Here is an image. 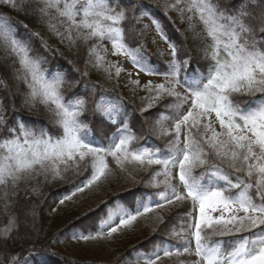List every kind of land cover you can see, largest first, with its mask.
Returning <instances> with one entry per match:
<instances>
[{
    "label": "snow or ice",
    "instance_id": "6c2138e0",
    "mask_svg": "<svg viewBox=\"0 0 264 264\" xmlns=\"http://www.w3.org/2000/svg\"><path fill=\"white\" fill-rule=\"evenodd\" d=\"M4 8L31 17L70 53H83L86 63L100 47L128 59L132 90L148 94L141 111L151 116L171 110V128L159 133L166 148L140 144L141 136L117 118L122 104L97 103L85 115L89 101L69 94L73 80L43 68L48 52L57 50ZM170 12L187 24L191 41L169 35L160 18ZM148 31L165 43V53L148 51ZM192 42L199 48L196 58ZM159 55L166 59L157 62ZM101 60L93 66L101 68ZM109 67L117 78L126 71L118 63ZM142 75L161 79L141 84ZM0 90V213L7 222L0 243L14 238L22 218H35L36 204L28 198L39 195L33 181L87 172L60 198L64 205L113 170L129 174L131 166L148 173V187H159L162 175L165 195L146 202L151 193L140 191L138 200L104 203L93 223L72 237L107 240L151 215L172 239L148 241L144 264L165 257H175L174 264H264V0H0ZM16 97L28 107H51L55 136L10 118ZM5 262L20 264V257Z\"/></svg>",
    "mask_w": 264,
    "mask_h": 264
},
{
    "label": "trees",
    "instance_id": "16d2710c",
    "mask_svg": "<svg viewBox=\"0 0 264 264\" xmlns=\"http://www.w3.org/2000/svg\"><path fill=\"white\" fill-rule=\"evenodd\" d=\"M146 2L151 5H162L165 0H146ZM2 12L9 13V9L4 8ZM9 14L14 19L29 24L33 31L40 32L43 40L57 50L48 52V62L43 65V68L47 72L67 74V77L73 80L75 87L70 90L69 94H80L82 98L89 101V112L85 115H90L92 106L97 103L101 104L103 108H106L107 104H122L123 108L117 118L123 119L127 127L135 130L137 135L141 136L139 143L159 145L162 150L166 148L167 138L159 135L162 130L160 121L168 118L171 115V110L164 109L157 115H148V113L141 111L142 98L148 94L140 97L138 93L130 90L124 95L120 92L118 86L114 85V82L112 84L113 79L111 81L108 74L98 72L93 64L97 62V57H103L101 52L103 47L98 48L96 56H93L86 63L83 53L80 55L70 53L65 46L59 44L51 36L45 27L34 22L31 17L18 15L16 12ZM145 20L143 23L147 25ZM160 20L162 24L167 25V31L173 39L192 40L193 34L191 32L185 34L184 30L187 25L184 29H179L173 23L174 20L169 13L167 18L161 17ZM145 37L147 38L146 33ZM145 43L147 45L146 39ZM188 47L193 49V55L196 58V53L199 51L196 43H189ZM148 51L154 55L157 53L149 49ZM156 60L157 62L162 61L158 56H156ZM99 62L105 64L104 58ZM57 69H62V73H57ZM84 72L88 73L87 76L83 75ZM93 85L97 87L93 88ZM3 95V91L0 90V96ZM14 106L15 111L8 113L10 118L23 119L38 128L44 127L50 134L55 136L57 129L52 124L51 107L45 108L42 105L28 107L19 97L14 98ZM152 111H157L155 106ZM95 119L96 117L93 116L90 123H94ZM95 141L97 144L102 143L99 136H95ZM115 174L116 177L111 179L110 176L112 177ZM87 175V172H83L80 176H73L70 179L65 178L64 180H54L46 183L33 181L30 187H36L39 195L35 197L30 195L28 198L36 204L37 214L34 219L31 216L22 218L20 230L14 234V238L6 243H0V264H6L5 258H11L12 256L20 257V264H25V262L26 264H136L135 256L137 253L133 251L134 249H140L139 253L144 252V247H151L148 241L160 235L171 239L167 234V230L160 233L159 228L162 225H156L154 218L148 215L139 218L128 228H122L113 238L103 241L80 240L82 250L77 255H71L65 251L62 247L65 241L69 239L72 240V243H76L79 239L72 237V233L90 226L99 215L96 210L104 203L117 198L127 201L138 200L137 193L140 191L151 193L146 202L159 197L160 188L148 187V173L130 166L129 174L113 170L106 180H102L98 185L78 193L70 202H66L64 205L59 204L60 198L68 193L72 185L78 184ZM131 176L135 177L134 181ZM95 187H99L100 192L98 197L94 199L95 201L89 202L86 195L91 193ZM2 207L3 205L0 204V208ZM94 211L95 215H93ZM169 215L171 213L165 215V221L168 220ZM6 227L5 215L0 213V233H3ZM176 227L179 230V225H176ZM166 259L171 261L169 264H174L176 258L165 257L161 261Z\"/></svg>",
    "mask_w": 264,
    "mask_h": 264
},
{
    "label": "rangeland",
    "instance_id": "374dc122",
    "mask_svg": "<svg viewBox=\"0 0 264 264\" xmlns=\"http://www.w3.org/2000/svg\"><path fill=\"white\" fill-rule=\"evenodd\" d=\"M171 15V17L174 20V24L179 28V29H184V27L187 25L185 24H181L179 21V18L177 17V15L175 13H169ZM145 22L147 24H149V20L146 19ZM146 41H147V46L148 49L152 52H161V53H165L166 52V45L165 43L159 39V37L156 35V33L154 31H148L146 32ZM155 40L156 43H153L152 41ZM102 52V58H104L105 60V64H102L101 68H97L96 70L98 72H103L102 74L105 73L108 74V72L111 73V81L112 84L113 82L115 83L114 85L118 86V89L120 90L121 93H123L124 95L127 94L130 90H132V86L129 83V77L127 76V72L133 71V68L129 62L128 59H126L123 56L120 57H116L114 56L111 51H105L104 47L103 49H101ZM160 60H165L166 59V55H160L158 56ZM118 63L121 67L125 68L126 71L125 72H121L119 78L116 77L115 75V67H109L112 64ZM105 69H107L108 71L106 72ZM109 77V75H108ZM110 78V77H109ZM135 78V77H133ZM141 84H143L144 82H146L147 80L151 79L154 82H160V77H156V76H141ZM136 93L139 94L140 97H143V95L147 94L146 92L142 91V90H137L135 91ZM137 94V95H138ZM138 96V97H139ZM139 97V98H140ZM110 106V104L106 105V108H108ZM172 126V116L169 115L168 118H165L164 120L160 121V128L163 129H170ZM116 177V174L113 175L112 177L110 176L111 179H114ZM157 182L160 183V186L158 188H160V193H159V198H162L165 195V189L163 186V180L164 177L161 175L160 177L156 178ZM100 192V188L99 187H95L91 193H88L86 195L87 200H89V202H93L95 201L94 199H96L98 197V194ZM172 239V237H170ZM72 240H67L65 241V243L62 245V247L64 248L65 251H67L68 253H70L71 255H77L78 253H80V251L82 250V242L80 240H77L76 243H72ZM84 251V250H83ZM82 251V252H83ZM144 257H145V253H139L136 254L135 259H136V264H144ZM168 259L160 261L158 264H169ZM129 264V263H126Z\"/></svg>",
    "mask_w": 264,
    "mask_h": 264
}]
</instances>
